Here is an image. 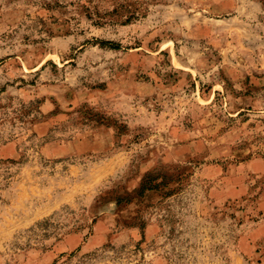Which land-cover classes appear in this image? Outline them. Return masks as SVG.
<instances>
[{"label":"rangeland","instance_id":"obj_1","mask_svg":"<svg viewBox=\"0 0 264 264\" xmlns=\"http://www.w3.org/2000/svg\"><path fill=\"white\" fill-rule=\"evenodd\" d=\"M246 5L264 0H0V264H264V153L248 150L264 117L251 105L215 117L218 145H196L177 173L139 166L164 147L144 133L184 147L206 120L177 125L118 93L113 128L90 107L125 78L143 91L155 77L182 105L215 102L217 80L239 98L225 68H264ZM262 76L243 73L253 102ZM130 128L143 132L125 147Z\"/></svg>","mask_w":264,"mask_h":264},{"label":"clouds","instance_id":"obj_2","mask_svg":"<svg viewBox=\"0 0 264 264\" xmlns=\"http://www.w3.org/2000/svg\"><path fill=\"white\" fill-rule=\"evenodd\" d=\"M249 9L247 12L243 13L245 26L250 30H258L261 33V37L264 38V9L259 7H255L252 5H246ZM83 39V37H81ZM100 57H96V60H99ZM182 62L187 63L189 67H192L191 61H184L182 58ZM103 67V65H100ZM207 67H211L208 65ZM215 71V69H212ZM249 70H255L260 73H264V68L256 69L254 66H245L243 64H233L230 68H225L226 73L229 75V78L232 80V87L239 93V98H236L233 95H230L231 89H227V85L224 84V81L217 80L214 82V87L212 89L211 95L219 96V99H216L215 102L209 100L208 96H205L204 99L208 101L207 104L201 106L196 102L195 94H190L186 99H184V104H180L178 102H173L169 99H166L165 90L162 89L160 82L153 77L152 81H149L145 86L144 90L140 91L135 86L131 85L127 78L123 79L120 84L117 85L116 90H110L109 95H105L100 93L96 95L95 100L91 102L90 107L93 113H99L100 117H102L105 125H110L113 128H119V126L125 122L124 117L121 113L113 107L111 103V98L117 96L119 93L120 96H123L124 93L128 94V99L135 98V106L139 108L141 102H143V106L149 111L156 109L164 110L167 114L175 115V122L177 125L183 123V121L187 118L183 113H188L189 116H195L196 118H202L207 121V126L204 129H201L199 132H193L191 137H198L197 139H191V143L185 145L184 147L172 148L170 145L175 141L171 137L170 130L169 135L164 137L163 140H160L158 137V133L149 131L144 133L145 135H151L157 141V143H163V148H157L151 155V158L147 159V163H139V166L142 168H158L161 171L177 173L179 168L176 165L188 164L189 161L186 156V152H191L192 149L196 145L201 146H209L210 144H217L218 141V130L216 128V119L215 117L219 116L227 123V117L233 112H237L238 110H245L249 105L252 106V111L250 114L253 117V120L256 117H264V96H261L260 99L255 100L253 102V97L257 95L256 92L253 93V97H245L243 95L246 88L243 86V73ZM145 71H148L146 68ZM201 72H204L205 75L200 76V80L205 81L207 77V71L204 66L197 67V75ZM131 75L130 73H125V77ZM256 81H254L255 83ZM90 84L96 83L95 80L90 81ZM260 84L264 85V76H262L259 81ZM183 86V84L181 85ZM219 87V93H217L216 89ZM227 89V90H226ZM169 92L175 91V89H169ZM260 93H264V87L260 89ZM103 101V103H101ZM227 101V103H225ZM186 105V107L184 106ZM126 110V109H125ZM73 115H76L74 113ZM81 119L87 120L89 122L95 123V117L81 116ZM160 131H165V129H160ZM259 131L264 132V125H261ZM143 130L139 128H130L124 133V139L126 141L125 147L128 146V143L131 142L130 138L136 136L138 133H142ZM115 140L119 141L121 139V134L117 133L114 137ZM144 144H149L147 140L144 141ZM149 147L151 145L149 144ZM138 149L141 151H147L143 147V145L138 146ZM253 155H256V150L264 153V142H256L255 146H250L248 149ZM2 179V178H0ZM0 196H4L6 198L5 193H0Z\"/></svg>","mask_w":264,"mask_h":264}]
</instances>
